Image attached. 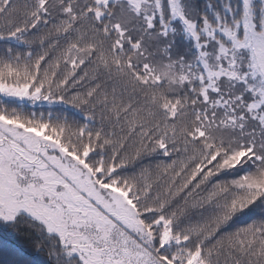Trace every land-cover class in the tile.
<instances>
[{"label": "snow or ice", "instance_id": "1", "mask_svg": "<svg viewBox=\"0 0 264 264\" xmlns=\"http://www.w3.org/2000/svg\"><path fill=\"white\" fill-rule=\"evenodd\" d=\"M0 225L52 264H264V0H0Z\"/></svg>", "mask_w": 264, "mask_h": 264}, {"label": "trees", "instance_id": "2", "mask_svg": "<svg viewBox=\"0 0 264 264\" xmlns=\"http://www.w3.org/2000/svg\"><path fill=\"white\" fill-rule=\"evenodd\" d=\"M25 110L47 111V105L25 106ZM35 237L25 230L17 231L11 227L0 225V264H10L12 260H22L24 264H52L47 250L38 251Z\"/></svg>", "mask_w": 264, "mask_h": 264}, {"label": "rangeland", "instance_id": "3", "mask_svg": "<svg viewBox=\"0 0 264 264\" xmlns=\"http://www.w3.org/2000/svg\"><path fill=\"white\" fill-rule=\"evenodd\" d=\"M38 105V104H37Z\"/></svg>", "mask_w": 264, "mask_h": 264}]
</instances>
